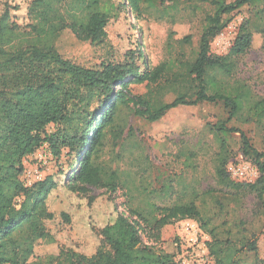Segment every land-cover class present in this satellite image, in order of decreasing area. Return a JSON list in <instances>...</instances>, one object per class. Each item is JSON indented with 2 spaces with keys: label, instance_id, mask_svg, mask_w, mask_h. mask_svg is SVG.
I'll use <instances>...</instances> for the list:
<instances>
[{
  "label": "trees",
  "instance_id": "1",
  "mask_svg": "<svg viewBox=\"0 0 264 264\" xmlns=\"http://www.w3.org/2000/svg\"><path fill=\"white\" fill-rule=\"evenodd\" d=\"M174 1L177 4L181 0ZM208 1L214 13L206 17L198 47L191 56L185 58L180 51L170 55L165 63L155 68L147 67L142 73L133 64L85 68L63 59L49 45L42 48L14 46L25 34L17 24L10 23L8 10L1 16L0 264H28L36 257L38 246L54 244L58 226L70 222L67 213H57L49 208L52 192L58 188L61 179L55 181L49 177L31 185L20 179L24 173L23 161L45 143L50 144L56 155H60L62 146H90L79 160L76 172L69 177L63 175L64 184L72 193L84 191V186L101 187L111 192L124 188L130 198L131 216L148 226L162 228L174 219L194 220L211 236L209 252L215 264H238L239 254L244 249L256 251L254 236L251 240L233 237L239 234H234L226 222L210 225L205 202L208 198L219 201L212 191H197L188 202L158 206L147 201V196L141 200L135 194L141 189L135 174L108 169L97 163L105 130L113 125L118 105L126 102L125 81L128 77H135L137 84L147 83L148 96H135L131 102L137 108L135 115L152 123L160 121L170 110L202 103H223L229 112V120L264 119V99H254L244 81H230L237 71V59L251 48L253 30L264 34L260 28L264 26V0H235L230 4L225 0ZM154 2L129 0V6L140 12L143 3L153 8ZM246 6L257 8L255 21L249 19L240 26L227 55L212 54L211 41L227 28L232 14ZM114 9L113 0H33L28 8V16L34 21L30 25L31 34L55 39L69 28L85 40L99 41L106 35ZM179 45L193 49L192 37H183ZM169 93L176 94L171 103L155 99ZM113 97L114 103H109ZM94 98H107L108 102L100 104V111L90 118L87 108ZM80 120L88 131H80ZM64 123L71 125L62 136L45 135L49 125ZM210 129L219 144L215 159L217 184L221 190L229 192L224 193L221 200L233 203L235 207L241 205L242 194H255L259 200H264V154L255 151L241 133L243 155L252 158L260 178L252 184L236 182L225 169L229 161L225 138L239 131L229 129L224 122ZM92 130L93 137L89 139ZM191 164V159H187V166ZM199 202H202L201 206ZM101 235L110 247L109 253L99 250L88 258L68 251V258L59 251L49 254V258L57 261L56 264H176L174 254L156 251L144 244L138 225L122 214L109 222Z\"/></svg>",
  "mask_w": 264,
  "mask_h": 264
},
{
  "label": "rangeland",
  "instance_id": "2",
  "mask_svg": "<svg viewBox=\"0 0 264 264\" xmlns=\"http://www.w3.org/2000/svg\"><path fill=\"white\" fill-rule=\"evenodd\" d=\"M32 1L0 0V18L8 10L10 23L17 24L25 34L14 46L42 48L49 45L63 59L85 68L133 64L139 73L147 67L155 68L165 63L170 55L180 51L186 55L185 58H189L198 47L206 17L214 13L208 0H192L190 3L181 0L177 4L174 0H155L153 8L143 3L140 12L129 6V0H113V18L101 40H85L69 28L57 38L50 39L31 34L30 25L34 21L28 16V8ZM225 1L230 4L235 0ZM256 12L257 8L249 6L234 12L227 28L211 41L212 54L227 55L240 26L249 19L254 22ZM260 28L264 30V26ZM185 36L192 37L193 49L180 47L179 40ZM237 63V71L230 81H244L252 90L254 99H264V34L253 30L251 48L237 59ZM135 81V77H128L125 81L126 102L118 105L113 125L105 130L97 163L108 169L135 174L141 188L135 194L141 200L147 196V201L158 206L188 202L197 191H212L219 201L208 198L205 202L210 225L226 222L234 234H239L233 237L251 240L254 236L256 251L244 249L239 254L238 264L264 262V200H259L255 194H242V206L239 207L221 200L224 193L229 192L221 190L217 184L215 159L219 144L210 129L224 122L229 129L239 131L225 138L229 151L225 169L232 180L252 184L258 181L260 172L252 158L243 155L241 133L255 151L264 154V119L229 120V112L223 103H202L170 110L160 121L152 123L135 115L137 108L131 99L149 94L147 83L137 84ZM118 89L119 86L116 87ZM175 98V93L155 97L165 103H171ZM114 100L115 97L109 103H114ZM104 102H108L107 98H94L87 108V115L92 118ZM80 124V131H88L81 120ZM95 124L96 121L93 122L94 127ZM70 125L51 124L46 128L45 135L62 136ZM89 134L88 138L91 139L93 130ZM89 148L87 144L84 148L62 146L60 155H56L50 144L45 143L23 161L24 173L20 179L27 185L49 177L55 181L61 179L58 188L52 192L49 208L57 213H67L70 217L69 224L58 226L56 242L40 244L36 257L28 264H56L57 261L51 260L49 254L59 251L66 256L70 251L88 258L99 250L109 253L110 247L101 231L118 214L132 219L138 225L144 244L156 251L174 254L177 264H194L196 259L179 241L180 220H171L162 228L148 226L131 216L130 198L124 188L111 192L101 187L84 186V191L72 193L65 186L63 175L69 177L76 172L79 160ZM189 158L192 164L187 166ZM237 170L243 171L244 176L237 175ZM201 203L198 204L201 206ZM202 231L208 238L210 251L211 236L203 228ZM212 260L211 264H215L214 258Z\"/></svg>",
  "mask_w": 264,
  "mask_h": 264
},
{
  "label": "built area",
  "instance_id": "3",
  "mask_svg": "<svg viewBox=\"0 0 264 264\" xmlns=\"http://www.w3.org/2000/svg\"><path fill=\"white\" fill-rule=\"evenodd\" d=\"M240 177L244 176L243 171H236ZM180 244L191 252L196 259L194 264H211L212 257L208 250V238L201 227L194 220L185 219L180 222V233L178 235ZM177 264V263H176Z\"/></svg>",
  "mask_w": 264,
  "mask_h": 264
}]
</instances>
